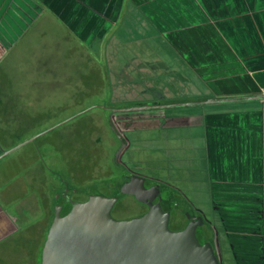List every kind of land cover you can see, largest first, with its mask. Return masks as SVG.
I'll return each mask as SVG.
<instances>
[{"label":"crops","instance_id":"obj_1","mask_svg":"<svg viewBox=\"0 0 264 264\" xmlns=\"http://www.w3.org/2000/svg\"><path fill=\"white\" fill-rule=\"evenodd\" d=\"M44 23L61 32L71 55L88 64L103 58L112 91L150 83V99L126 105L264 96V0H0V55ZM162 46L175 58H159ZM116 114L121 124H130L129 114L157 124L145 129L163 131L157 157L169 166L181 137L194 143L195 157L184 159L204 162L205 179L196 183L204 184L206 201L199 207L210 208L233 264H264V99ZM125 129L131 132L125 149L134 158L147 139ZM28 201L21 200L22 208L15 210L18 222L0 205V264H20L21 256L36 264L32 246L31 254L21 248L35 242L34 257L41 264L43 209L49 208L40 209L36 197ZM214 250L224 264L218 240Z\"/></svg>","mask_w":264,"mask_h":264},{"label":"rangeland","instance_id":"obj_2","mask_svg":"<svg viewBox=\"0 0 264 264\" xmlns=\"http://www.w3.org/2000/svg\"><path fill=\"white\" fill-rule=\"evenodd\" d=\"M65 48L61 32L44 23L0 55V155L11 151L0 158L1 207L18 222L21 200L28 198L30 205L31 198L36 197L40 209L42 204L49 208L47 213L43 209L45 238L57 196L69 193L82 202L93 195L109 197L118 194L124 175L132 173L167 184L173 200L186 212L191 214L190 207H198L211 220L210 208L199 207L200 200L206 201L205 186L196 183L197 179H205L204 162L184 159L186 155L195 157L194 143L184 137L178 140L180 145L177 143L176 150L169 154L176 158L170 172L166 170L170 167L166 159L157 157L163 147V131L145 129L147 124L151 128L157 124L138 120L139 116L131 114L125 115L132 120L130 124H121L122 116L116 114L136 107L126 104L150 99L153 93L146 90L150 83L144 80L123 85L121 93L112 91L103 58H92L88 64ZM156 54L165 61L175 58L163 46ZM125 128L134 129L135 137L147 139L141 141V150L134 158L127 149L115 157L120 148L118 136L122 134L126 140L131 137ZM153 150L156 154H151ZM197 190L201 191L199 196ZM118 207L121 213L114 214L115 217L133 218L142 212V206L129 195L119 194ZM212 225L213 241L219 242L221 259L224 264H233L217 221ZM38 245H21L29 254L32 246V260L36 264L39 256L34 257V251ZM29 261V257H19L20 264Z\"/></svg>","mask_w":264,"mask_h":264},{"label":"water","instance_id":"obj_3","mask_svg":"<svg viewBox=\"0 0 264 264\" xmlns=\"http://www.w3.org/2000/svg\"><path fill=\"white\" fill-rule=\"evenodd\" d=\"M255 99H264V96L142 106L121 111L164 110ZM122 149L121 146L116 158ZM10 152L2 153L0 158ZM124 187L127 189L125 193L147 205L144 215L116 220L110 211L117 199L93 195L84 202H71L70 211L62 216L57 196L42 249L41 264H221L209 243H200L194 234L186 231L169 229V214L160 206L156 185L145 178L133 176Z\"/></svg>","mask_w":264,"mask_h":264},{"label":"flooded vegetation","instance_id":"obj_4","mask_svg":"<svg viewBox=\"0 0 264 264\" xmlns=\"http://www.w3.org/2000/svg\"><path fill=\"white\" fill-rule=\"evenodd\" d=\"M116 135L117 136L119 135L118 132H116ZM118 137H119V142H120V148H121V146L123 147V149L119 153V156H120L126 150L125 149L126 143H125V138L122 136V134H121V136L119 135ZM133 176L142 177V176L132 174V173L125 174L124 175V182L118 188V194L116 193L114 195L109 196L110 198L114 197L117 199L116 203L114 204V206L112 207V209L110 211L111 216L116 220H127V219L132 218V217H130V218L115 217L114 214L121 213L119 210V207H118L119 194L129 195L135 199V197L133 195L125 193L127 191V189H125V187H124V185L127 182H129L131 177H133ZM142 178H145L146 180L152 182L154 185L157 186V188L159 190V196L161 199L160 200V206L164 212L169 214V218H168L169 229L172 231H186L188 233L194 234L200 243L207 242L212 246V248L214 250L215 243L213 241V238L215 237V231H214V227L212 225V221L208 220L207 217L202 212L197 211L196 209H192L191 207H190V209H191L192 213L190 214L189 212H186L182 207L179 206V204H180L179 202L173 200L172 196L168 192L167 184L160 183L158 180H155V179H150V178L148 179L146 177H142ZM68 190L70 191L69 186H68ZM71 196L69 195V193L60 194L58 196V202L61 204L60 215L64 216L65 214H67L70 211L71 202H82V201L75 200ZM137 202L142 206V212L140 214H138V216H135V217H140L147 212L148 207L144 203H141L139 201H137ZM214 252H215V250H214Z\"/></svg>","mask_w":264,"mask_h":264}]
</instances>
